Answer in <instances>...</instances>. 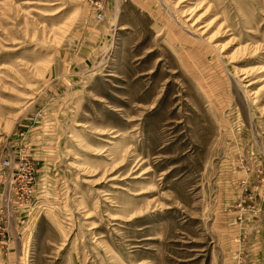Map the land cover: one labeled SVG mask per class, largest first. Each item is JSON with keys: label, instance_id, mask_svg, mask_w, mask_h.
I'll return each instance as SVG.
<instances>
[{"label": "rangeland", "instance_id": "374dc122", "mask_svg": "<svg viewBox=\"0 0 264 264\" xmlns=\"http://www.w3.org/2000/svg\"><path fill=\"white\" fill-rule=\"evenodd\" d=\"M0 264H264V0H0Z\"/></svg>", "mask_w": 264, "mask_h": 264}, {"label": "built area", "instance_id": "2783aa9c", "mask_svg": "<svg viewBox=\"0 0 264 264\" xmlns=\"http://www.w3.org/2000/svg\"><path fill=\"white\" fill-rule=\"evenodd\" d=\"M10 160H3V165L5 166V167H10Z\"/></svg>", "mask_w": 264, "mask_h": 264}]
</instances>
